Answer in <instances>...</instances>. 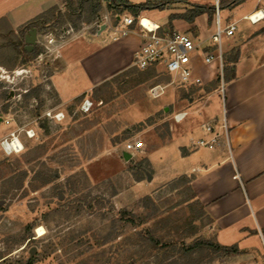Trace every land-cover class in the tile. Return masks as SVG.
<instances>
[{
	"label": "rangeland",
	"instance_id": "rangeland-1",
	"mask_svg": "<svg viewBox=\"0 0 264 264\" xmlns=\"http://www.w3.org/2000/svg\"><path fill=\"white\" fill-rule=\"evenodd\" d=\"M100 3L91 19L79 0H63L34 27L0 30V264H166L177 259L176 252H166L162 262L170 248L142 247L136 232L148 228L162 241L193 231L204 237L210 219L187 190L189 176L178 175L150 194L130 187L150 174L145 151L178 129L175 113L191 112L204 102L213 113H222L220 72L210 81L179 84L161 65L138 69L130 62L83 97L63 102L50 82L61 67L58 43L72 31L98 32L106 21L115 25V10ZM146 11L119 15L140 17L151 28L142 19ZM214 17L207 18L203 31L196 25L182 31L200 41L212 33ZM32 28L38 35L26 40ZM250 34L263 36L264 25ZM250 37L239 30L225 43L224 80L232 75L240 44ZM206 111L196 118L202 121ZM131 140L144 144L125 158L124 146ZM5 142L13 145L6 148ZM156 156L158 163L164 159ZM145 195L152 200H144ZM122 210L142 222L120 218ZM203 253L210 261L200 264H264V250Z\"/></svg>",
	"mask_w": 264,
	"mask_h": 264
},
{
	"label": "crops",
	"instance_id": "crops-1",
	"mask_svg": "<svg viewBox=\"0 0 264 264\" xmlns=\"http://www.w3.org/2000/svg\"><path fill=\"white\" fill-rule=\"evenodd\" d=\"M187 1L215 3V0ZM62 4L63 0H0V30H21L35 16L52 6L61 8ZM188 7L180 2L170 3L162 9L147 10L149 18L142 16V19L151 28L157 23L182 31L196 25L203 31L207 25L205 13L192 22L169 20L170 14L182 13ZM260 10L264 11V0H243L219 11L224 21H234L238 26L232 37L223 39V51L225 43L239 30H245L250 37V33L264 25V18L257 22L246 18ZM262 34L246 38L240 44L237 59L232 62V75L223 80L222 113L224 110L230 151L221 145H198L200 138L212 136L205 133L202 125L216 121L222 113H213L206 102L197 104L191 112L185 111L174 133L145 151L150 177L137 179L130 187L135 193L150 194L178 175L189 176L195 198L210 217L201 235L223 245H236L250 254L264 250V38H259L264 37ZM210 35L200 41H207ZM52 42L58 43V40ZM139 44L136 31L113 39L109 24H103L94 33L72 31L58 43L61 67L50 76L58 97L67 102L90 92L132 62ZM217 72L213 64L198 68L195 74L201 75L205 82L216 77ZM205 111L203 120H198L195 115ZM158 153L164 155L159 163Z\"/></svg>",
	"mask_w": 264,
	"mask_h": 264
},
{
	"label": "built area",
	"instance_id": "built-area-1",
	"mask_svg": "<svg viewBox=\"0 0 264 264\" xmlns=\"http://www.w3.org/2000/svg\"><path fill=\"white\" fill-rule=\"evenodd\" d=\"M215 17L213 31L203 43L197 41L190 33L180 31L176 28H163L154 23L152 28L141 24L140 17L135 20L131 16L115 15L117 22L111 26L112 38L127 35L136 31L140 36V44L134 52L132 64L138 69L161 65L164 71L169 74L171 82L179 84L203 83L201 75H196L198 68L215 65L221 76L220 92L223 95V54L222 41L232 37L237 31V24L234 21H224L221 19L218 10V0H215ZM250 22H257L264 18V11H256L246 16ZM108 21L105 22V24ZM160 85L151 88L153 94L158 93ZM186 115L185 111H178L173 115L176 121H180ZM218 126V128H217ZM205 133L212 134L209 139L200 138L198 145L212 147L214 145L225 146L230 151L228 140V127L226 125L225 111L221 118L216 121L202 125ZM220 129V131H217ZM221 137V139L219 138ZM143 147L141 140L128 141L124 146V152H128L130 157L137 150Z\"/></svg>",
	"mask_w": 264,
	"mask_h": 264
},
{
	"label": "trees",
	"instance_id": "trees-1",
	"mask_svg": "<svg viewBox=\"0 0 264 264\" xmlns=\"http://www.w3.org/2000/svg\"><path fill=\"white\" fill-rule=\"evenodd\" d=\"M104 1L107 4L108 8H113L115 10V14L119 15L122 11L129 10L135 17L138 16L140 11L150 10V9H162L165 5L170 3L180 2L190 6L189 10L185 13L170 14L169 15L170 21L175 18H182L187 22H192L195 17L203 13H205L207 15V18L210 20L213 14L216 12L215 3H207V4L190 3L187 0H141L138 2H131L129 0H104ZM242 1L243 0H218V10L221 11L230 8ZM79 2H80V8L82 10L88 11V17H87L88 19L94 18L101 7L100 0H79ZM59 9L60 8L58 6H52L48 8L39 15L35 16L29 22H27V24L23 26L22 29L25 28L29 29L31 27H34V25L38 20L42 19L50 12ZM59 15L61 16L62 14ZM66 19L70 21L68 14L66 15ZM45 20L48 21L47 19ZM168 28H172V27L168 26ZM236 59L237 56L234 59V61ZM85 94L86 93L80 94L77 97L81 98ZM182 176L184 178L187 177L186 175H182ZM187 190L191 192L192 197L196 200L198 204H200L203 214L208 216L204 211L201 203L195 198V194L190 185H188ZM143 198L144 200L147 201L152 200V197L150 195H145ZM124 215H128L126 216L125 219H127V221L131 222L132 224H139L142 222L141 218H139L137 221V216L133 215L132 213H129L126 210H122L120 212V218H124L125 217ZM208 218L210 219L209 216ZM148 230H149L148 228H145L144 231L140 230L136 232L135 233L136 241L140 244V246L146 248L153 247L161 250L165 247H169L170 250H164V253L161 256L160 261L162 262L168 258V254L166 252L168 251L176 252L177 259L171 260L166 264H200L203 261H206L205 263H208L210 259L207 258V260H204L209 255L208 253L206 254L203 253V251L205 250L211 251V253H214L217 256H227L230 254H237L244 252V250L238 249L236 245H223L212 238H205L201 236L195 237L194 235L196 234V231L189 232L188 234L181 236L176 241L173 240L162 241L160 237L151 234V232ZM188 238H190L189 241H187Z\"/></svg>",
	"mask_w": 264,
	"mask_h": 264
},
{
	"label": "water",
	"instance_id": "water-1",
	"mask_svg": "<svg viewBox=\"0 0 264 264\" xmlns=\"http://www.w3.org/2000/svg\"><path fill=\"white\" fill-rule=\"evenodd\" d=\"M33 38H36V29L32 28L31 30H29V36L26 37V40H32ZM125 158H130V154L128 152H124L123 153ZM148 177H150L148 175Z\"/></svg>",
	"mask_w": 264,
	"mask_h": 264
},
{
	"label": "bare ground",
	"instance_id": "bare-ground-1",
	"mask_svg": "<svg viewBox=\"0 0 264 264\" xmlns=\"http://www.w3.org/2000/svg\"><path fill=\"white\" fill-rule=\"evenodd\" d=\"M15 142L18 143L17 140H16ZM15 142H14V143H15ZM18 144H19V143H18ZM3 145H5L6 148H10L11 145H13V144H11V143L8 144L7 142H5V143H3Z\"/></svg>",
	"mask_w": 264,
	"mask_h": 264
}]
</instances>
